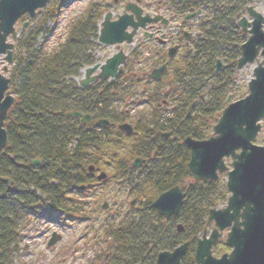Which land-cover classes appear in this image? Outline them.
Wrapping results in <instances>:
<instances>
[{
  "label": "trees",
  "instance_id": "16d2710c",
  "mask_svg": "<svg viewBox=\"0 0 264 264\" xmlns=\"http://www.w3.org/2000/svg\"><path fill=\"white\" fill-rule=\"evenodd\" d=\"M191 1L178 3V0L177 5L189 10ZM245 6L246 0H203L205 10L196 47V66H191L189 72L185 68L194 81L183 84L180 80L183 77L177 80L174 86L178 97L174 107L177 108L171 118L158 111L146 116L141 113L139 119L130 120L134 134L141 136L132 153L135 158L149 161L144 169L149 173L148 185L153 190L149 196L146 190L143 192L145 199L137 210L136 219L121 221L109 232L107 237L115 247L105 264H156L160 253L173 251L186 242L189 248L181 264H196L195 251L207 227L209 212L225 206L229 193L225 176L216 182L193 181L188 170L190 151L184 140L188 137L208 139L226 108L227 97L233 94L242 99L247 94L238 90L234 77L244 40L236 18ZM57 13L54 7L47 16L54 19ZM104 13L102 3L89 4L83 16L71 26L59 51L45 55L42 47H36V36L32 35L22 48L25 54L15 60L10 90L16 95L17 103L5 125L8 146L0 153V264H11L8 253L17 243L14 219L19 214L31 213L45 203L49 205L48 211L51 209L66 219L86 220L85 211L73 194L79 187L93 183L88 169L91 165L99 167L103 162L95 159L89 150L109 142L112 130L97 131L68 114L92 113L110 120L113 126L129 122L127 114H114L109 110L112 96H126L128 92L123 85L136 80L134 76L128 77L125 69L118 87H108L104 95L91 88L82 90L71 79L82 68L95 63L94 59L82 56L87 49L83 47L98 40ZM218 60L224 61L226 67L216 73ZM207 79L212 85L205 95L201 86ZM166 134H170V138H166ZM36 160L41 165L33 166ZM176 186L183 189L186 198L179 215L166 220L153 203ZM78 192L82 193L80 189ZM179 225L183 226L182 232L178 230ZM228 251L224 240L214 247V255L218 257Z\"/></svg>",
  "mask_w": 264,
  "mask_h": 264
},
{
  "label": "water",
  "instance_id": "95a60500",
  "mask_svg": "<svg viewBox=\"0 0 264 264\" xmlns=\"http://www.w3.org/2000/svg\"><path fill=\"white\" fill-rule=\"evenodd\" d=\"M48 3L49 0H0V57H4L8 65L13 64L14 44L8 41L10 38L15 41L18 37L16 24L25 15L34 18ZM247 11L253 22L243 18L238 24L245 34L250 35L241 48L238 69L257 63L248 84V96L228 105L208 140L197 141L188 137L184 141L191 153L188 169L194 181H217L226 173L230 194L226 207L209 212L208 224L214 222L215 228L209 236L205 231L198 241L196 264H264V146L254 143L264 122V16L252 7ZM130 12L137 17L134 18ZM112 18V14H109L102 22L99 36V42L108 46L133 44L134 35L139 29L159 21V18L143 17L142 11L132 4L126 7V14L118 20L112 21ZM176 51V48L171 50V58ZM126 62L127 56L120 51L105 64L88 68L81 82L82 87H87L97 79L116 78ZM220 67L221 63L218 62L217 71ZM165 70L166 67L157 69L149 78L159 82ZM3 71L8 72V67ZM98 71L100 74L97 76L95 74ZM9 85L10 80L0 73V152L8 145L5 123L16 103V98L9 92ZM231 99L229 97L227 103ZM70 116L81 118L83 123L91 121L90 116L80 113H71ZM120 130L129 134L133 132V127L125 124L120 126ZM226 160L232 161L231 167L227 166ZM141 162V159H137L134 166L139 167ZM38 164V161L34 163ZM93 170L91 167L90 171ZM106 178L105 173L98 176L99 180ZM184 198L185 194L177 186L160 195L153 207L170 219L179 215ZM107 207L108 204H104L103 209ZM227 230L226 245L231 251L217 258L213 255L214 246ZM179 231H182L181 226ZM60 240L61 237L54 234L49 247ZM188 247L189 244L185 243L173 252L160 253L156 264H181Z\"/></svg>",
  "mask_w": 264,
  "mask_h": 264
},
{
  "label": "rangeland",
  "instance_id": "374dc122",
  "mask_svg": "<svg viewBox=\"0 0 264 264\" xmlns=\"http://www.w3.org/2000/svg\"><path fill=\"white\" fill-rule=\"evenodd\" d=\"M99 1L50 0L47 7L39 10L34 18L29 19L27 16L22 18L16 26L18 38L16 41H12L15 45L14 60L25 54L22 48L32 35L36 36V47H42L45 55L50 56L59 51L71 26L83 16L87 6ZM154 1L144 0V8L148 9ZM164 1L166 8H169V0ZM120 2L122 4L117 7L119 12L128 2H135V0H120ZM57 3L61 5H57ZM107 3L113 5L114 0H107ZM253 5L258 12L264 14V0H253ZM54 7H57L58 13L52 19L47 15L48 11ZM169 19L171 21L170 27L164 29L158 26L155 27V32L160 30L161 32L175 33L178 31L175 30L178 26L181 28L182 19L170 17ZM25 25V29L22 30ZM86 47V52H83L82 56H87L102 64L117 53L115 47L100 45L97 40H93L88 45L86 43L83 48ZM138 48L141 49L138 50ZM157 48V45H154V40L149 43L143 41L142 32L136 37L133 45L121 47L128 55L127 67L129 69L122 67L118 77L120 76L121 79L122 71L125 69V73H129L128 77L134 76L136 80L133 83L129 80L128 84L123 85L125 91L128 92L126 96L113 95L114 99L120 98L113 102L119 106V112H125L132 118L135 114L153 115L160 110L164 111L165 116L172 114L174 108H177L174 107V100L178 97L173 95L168 97L167 95L177 83L175 77L177 79L183 77L180 79L183 84L194 81V77L187 74V69H180L179 63L173 62L169 68V74L161 84H158V87L157 84L148 85L147 90L144 89V78L140 74L144 73L147 77L153 70L156 64L153 59V52ZM137 50L141 55L140 57H133L134 62L131 56ZM177 60H183V55L179 54ZM14 66H11L9 73L6 74L9 78L13 76ZM3 68V58H0V73H2ZM254 68L255 65L247 66L234 74L238 90L247 91V84L252 78ZM84 69L85 67L79 71L75 81L79 82L84 78ZM108 81L111 82L112 80ZM136 81L141 83L136 84ZM134 83L135 85H133ZM211 85L212 81L207 79L206 84L201 86L205 95L208 94ZM163 101L167 102L166 105L162 103ZM145 103L147 105H144ZM110 137L109 142L95 148L91 147L89 150L95 159L103 162L97 167L96 173L100 174L103 171L108 174V178L106 181L96 180L89 184L85 193H79L76 190L73 194V198L81 204L80 208L85 211L86 220L71 217L66 219L51 209L48 211L49 205L45 203L44 206H39L38 210L31 213L19 214L14 219L17 243L11 246L8 253V260L11 264H105L106 258H111L115 246L107 237L109 232L111 233L121 221L136 219L137 210L145 199L143 192L146 190L147 196H149L153 189L148 185L149 173H147L146 168L136 169L132 165L136 159L135 153L132 151L137 149L141 136L134 134L132 137H127L118 134L113 129ZM256 145L264 146V129L256 141ZM37 196L40 197V194ZM105 203L108 204V207L103 210L102 207ZM212 228L210 227L208 231H212ZM54 234L60 236L61 240L53 247H49V242Z\"/></svg>",
  "mask_w": 264,
  "mask_h": 264
},
{
  "label": "flooded vegetation",
  "instance_id": "af4514ba",
  "mask_svg": "<svg viewBox=\"0 0 264 264\" xmlns=\"http://www.w3.org/2000/svg\"><path fill=\"white\" fill-rule=\"evenodd\" d=\"M86 1V0H84ZM90 1V0H88ZM177 1L178 0H169V8H166V4L164 0H155L154 3H152L148 9L144 8V0H135V2H128L125 7H123V9L121 10V12H119L120 10L117 8L118 6H120L122 3L120 2V0H114V4L113 5H109L107 3V0H100L99 2L96 3H102L105 6V13L102 17V20H105V18L109 15L112 14L113 18L112 21H116L118 20V18L120 16H123L126 14V7L129 4H132L134 6H136L139 10L142 11V16L146 17L149 16L151 17V19H156L159 18V21L157 23H149L146 25L145 29H139L135 35H134V42L136 40V37L139 35L140 32H142L143 35V41H145V43H149L152 42V40H154V45H157V49L154 50L153 52V59L156 61V64L154 65L153 70L150 72V74L145 77V79H143V81L145 82V86L144 89L147 90L146 87H148V85H156L158 87V84H161L162 81H164L167 77V74H169V68L171 67V63L176 62L179 63V68H191V66H196V47L198 46V42L200 41V37H201V17L204 14V8L202 7V1L203 0H193L190 3V8L189 10H184L182 9V7L180 5H177ZM178 3H181V0H179ZM246 8V6H245ZM241 12L237 18H236V24L238 26V22L240 20V18L246 17L247 16V12L245 11ZM119 10V11H118ZM131 14L134 18H136V14L135 13H129ZM170 18H175V19H182L181 20V28L178 26L175 30H178L177 32L173 33V32H161L160 30L155 32V27H162L164 29L170 27ZM250 20V19H249ZM164 21L166 23H164ZM100 26V25H99ZM239 28V27H238ZM240 29V28H239ZM241 30V29H240ZM133 30H130V32H132ZM159 32V33H158ZM241 33L244 37H246L247 35L244 34V32L241 30ZM99 42V39L97 40ZM134 44V43H133ZM133 44H128V43H123L121 45V47L123 45H133ZM101 45V44H100ZM174 48L177 49L175 55L173 58H171L170 53L171 50H173ZM141 48H138V50ZM122 50V49H121ZM135 52L131 58L134 55H137L138 57H140V53ZM124 51V50H122ZM143 53V52H142ZM179 54L183 55V60H177ZM129 59V58H128ZM133 59V58H132ZM196 60V61H195ZM129 61V60H128ZM133 61L135 62V60L133 59ZM222 70L226 67V63L224 61H222ZM128 64V62L126 63ZM127 66V65H126ZM125 66V67H126ZM149 66V65H147ZM87 67V66H86ZM151 68V66H149ZM153 67V66H152ZM162 67H166V70L164 71V73L161 76V79L159 82H154L152 80H150L149 76L157 69H160ZM143 68V67H142ZM130 72V71H129ZM145 76V75H144ZM119 78V77H118ZM117 78V79H118ZM72 80L76 79V76L71 78ZM114 80V81H106V80H102V79H97L94 82H92L90 85H88L87 87H82L81 82L84 80V78H82V80H80L79 82H77L78 87L82 90H86L91 88L92 91H96L98 92V94L100 95H104V93L107 92V88L108 87H114L115 85H117L116 87H118L120 80ZM175 80L179 81V79H177L175 77ZM119 82V83H118ZM140 82V81H139ZM141 83V82H140ZM138 83V81H136V84H140ZM214 86V85H213ZM120 88H122V85L120 86ZM160 92V89H159ZM88 97H89V93L87 91ZM161 95V94H160ZM174 96L175 97V92H174V87L171 88L170 92L168 93V97L170 96ZM159 98V97H158ZM120 98L117 97V99H114L112 96V99L110 100L109 104V110H111L112 113L117 114L119 113V106L115 103H113L116 100H119ZM166 101H163V104L166 105ZM143 105V104H142ZM140 105V106H142ZM144 105H147L146 103ZM72 113H80L82 115L85 116H90L91 121L88 124H83L87 127L93 128L97 131H101V132H105V130L108 129H115V128H119L121 125H123L124 123L130 124L133 128L134 125L131 123L130 120H137L139 119L138 115L139 114H135L134 118H132V116H129V114H127L130 118H129V122H123L122 124H117L116 126H113L112 123L110 122V120L108 119H103V118H98L97 115L92 114V113H85V112H72ZM141 115H146V114H141ZM71 117V116H70ZM73 118V117H71ZM171 118V117H170ZM73 119H77V118H73ZM81 124L82 121L81 119H78ZM162 120H164V116L162 117ZM102 122H107L108 124L105 125ZM135 131V129H134ZM166 138H170V134H166ZM144 159V163L148 164V160ZM100 161V160H99ZM102 162V161H101ZM97 170H93L92 172H90V175L92 176V180L93 182H95L98 178V174L96 173Z\"/></svg>",
  "mask_w": 264,
  "mask_h": 264
}]
</instances>
